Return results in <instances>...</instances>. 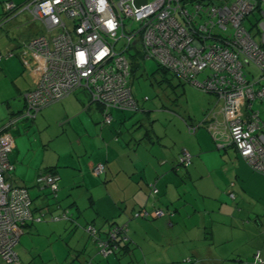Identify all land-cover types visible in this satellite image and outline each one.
I'll use <instances>...</instances> for the list:
<instances>
[{
  "label": "crops",
  "instance_id": "1",
  "mask_svg": "<svg viewBox=\"0 0 264 264\" xmlns=\"http://www.w3.org/2000/svg\"><path fill=\"white\" fill-rule=\"evenodd\" d=\"M2 2L18 5L15 0ZM4 3L0 19L8 16ZM36 23L31 20L30 24ZM41 33L42 27L37 35ZM25 42L17 46L22 73L30 76L29 85L18 86L23 95L39 80L34 57L20 51ZM14 79L20 80L19 75ZM80 90L83 93L77 90L54 103V110H62L61 128L67 126L75 133L68 138L70 149H53L51 132L40 139L30 135L33 127L29 126L15 139L10 180L29 189L32 204L38 201L31 207L34 220L23 228L20 239L33 223L51 216L53 221L63 220L62 227L67 223L70 227L60 235L71 245L67 264H130L128 257L138 263V250L145 264H252L258 252L264 259V174L253 169L224 133L223 100L203 91L210 101L190 114L148 105L133 92L139 109H112L113 121L105 124L102 106ZM215 122L218 130L210 129ZM41 142L46 147L36 148L34 144ZM184 150L192 155L189 166L179 163ZM99 164L106 166L102 174L94 171ZM49 171L60 178L55 194L36 183L38 175ZM152 184L157 194H152ZM141 208L162 209L166 215L136 217ZM87 224L101 238L114 225L124 227L120 252L102 257L84 229ZM56 258L57 253L51 257L53 263L62 264ZM188 258L191 262L184 261Z\"/></svg>",
  "mask_w": 264,
  "mask_h": 264
},
{
  "label": "built area",
  "instance_id": "2",
  "mask_svg": "<svg viewBox=\"0 0 264 264\" xmlns=\"http://www.w3.org/2000/svg\"><path fill=\"white\" fill-rule=\"evenodd\" d=\"M218 1L213 0L207 8L209 19L205 22L196 20L201 16L200 5L194 16L182 0H148L140 7L135 5L136 0L3 4L6 13L28 12L32 21L40 23L43 33L26 41L20 50L25 57H34L38 84L24 93L22 114L0 130V264H24L16 246L25 224L34 220L29 189L10 180L14 169L10 156L15 147L10 130L21 120L35 119L43 108L79 89L102 106L105 124L113 121L112 109L138 110L131 86L132 54L140 52L144 59L156 60L185 83L223 100L224 133L253 169L264 174V119L261 111L254 109L255 102L264 104V0ZM254 13L257 21L248 28L245 23ZM6 19H0V28ZM3 57L0 54V62ZM251 64L259 67V79L250 76L247 66ZM209 126L219 128L216 122ZM179 163L189 166L191 153L184 150ZM94 171L104 173L105 164L97 165ZM59 180L54 173L46 172L38 175L36 183L55 194ZM151 192L158 193L156 185L152 184ZM165 215L162 209L141 208L135 213L141 218ZM63 217L67 219V213ZM86 230L97 241L102 257L119 251L124 227L115 225L106 239H101L92 225ZM252 264H264L259 252Z\"/></svg>",
  "mask_w": 264,
  "mask_h": 264
},
{
  "label": "rangeland",
  "instance_id": "3",
  "mask_svg": "<svg viewBox=\"0 0 264 264\" xmlns=\"http://www.w3.org/2000/svg\"><path fill=\"white\" fill-rule=\"evenodd\" d=\"M7 1V0H1ZM19 6L24 5L29 0H15ZM153 2L155 0H149ZM218 0H215V3H218ZM4 3V2H2ZM0 3V5H2ZM1 10V7H0ZM256 13L252 14L246 21L245 25L250 28L253 21H257ZM10 20V21H9ZM7 21L5 26L0 29V54H3V60L0 62L1 76H0V126L16 117H19L25 107V100L23 98L22 90L29 85L30 76L29 74L22 73L24 70L23 64L19 57V49L17 48L19 43L23 41L33 39L41 30V25L39 22L36 23V26H32L31 16L28 12H23L22 14H13L11 18ZM257 27L253 29L255 33ZM260 36L257 35L259 40ZM13 51L14 54L6 58L8 53ZM141 67L135 72L133 77H131V85L135 96H137L141 102L147 103L148 105H155L157 107H167L168 109H174L179 113H193V111L198 112L202 109V105L205 102L210 101L211 96L207 93H204L197 87L181 82L177 77H174L171 74L168 76L163 75L158 72V63L154 59H141ZM249 70L254 72L256 79H259L260 69L258 66L251 64L247 66ZM19 75L20 80L16 81L14 79L15 75ZM205 73L201 74L198 78L203 80ZM253 79V78H252ZM264 85V81L262 83ZM77 93H83L82 90H78ZM144 98H148L144 101ZM60 103V102H58ZM56 103V104H58ZM52 104L43 108L38 116L35 119L23 120L12 128L15 139L20 134L26 132L27 127H33L30 135L39 136L40 139H43L45 132H51V137H54L53 149L56 147H62L64 150L70 149V143L68 138H71V135L75 133L69 130L67 126L61 128V123L64 122L62 116V110H54L57 105ZM255 110H260L262 117L264 119V104L258 105L255 102ZM49 130L47 131V127ZM71 134V135H70ZM56 135H58L56 137ZM33 137V141L35 140ZM36 148L41 146L45 148L46 145L43 143H35ZM58 150H61L57 148ZM56 151V150H55ZM12 172V171H11ZM47 190H50L47 188ZM50 200H55L50 198ZM38 205V201H33L31 205L34 208ZM50 217H45L42 222L33 223L30 226L29 232H26L20 239V242L17 244L16 250L19 253L21 261L24 264H55L51 257L58 254V258L61 259L62 264L65 263V258L68 253H70V243L64 241V231L65 233L69 231V225L62 227L64 221H53ZM141 220V219H140ZM149 222H154V220L149 219ZM122 225V224H121ZM82 229V228H80ZM128 233L130 227H127ZM148 229V227L146 228ZM68 230V231H67ZM83 230V229H82ZM150 231L154 229L150 228ZM69 239V237H68ZM140 251H137V258L140 260L136 263L131 257H128L130 264H145L144 258Z\"/></svg>",
  "mask_w": 264,
  "mask_h": 264
},
{
  "label": "trees",
  "instance_id": "4",
  "mask_svg": "<svg viewBox=\"0 0 264 264\" xmlns=\"http://www.w3.org/2000/svg\"><path fill=\"white\" fill-rule=\"evenodd\" d=\"M182 2L184 3V7H185V9L191 14V15H194L195 16V14L197 13V5H200L201 6V10H199V15H201L202 16V18H201V16L199 17V16H197L196 17V20H198V21H200V22H205V21H207L208 19H209V12H208V10H207V8L211 5V3L213 2V0H182ZM17 5V4H16ZM17 6H19V5H17ZM8 16H6V21L13 15V14H16V12H8V13H6ZM5 21V22H6ZM5 24V23H4ZM4 26V25H3ZM2 26V27H3ZM1 27V28H2ZM0 28V29H1ZM141 59H144V57L140 54V52H138L137 54H132V77H133V75L135 74V72L142 66L141 65ZM158 72L159 71H161V72H159V73H162L163 75H167L168 76V74H171V75H173L174 77H177L172 71H170V70H167L166 68H164V67H162V66H160L159 65V63H158ZM178 78V77H177ZM179 79V78H178ZM180 80V79H179ZM181 82H183V83H185L184 81H182V80H180ZM188 84V83H187ZM9 122V121H8ZM19 122H21V121H19ZM18 122V123H19ZM7 123V122H6ZM5 123V124H6ZM50 172V171H49ZM50 173H53L52 171L50 172ZM30 222V221H29ZM29 222L28 223H26L25 224V227L29 224ZM89 226V224H87L86 226H84V229L86 230V227H88ZM115 226V225H114ZM113 226V227H114ZM117 226H119V225H117ZM112 227V228H113ZM111 228V229H112ZM87 231V230H86ZM99 232V231H98ZM109 232V231H108ZM108 232H105L104 234H105V237L104 238H101V239H106L107 238V235H108ZM88 233V232H87ZM89 234V233H88ZM90 235V234H89ZM91 236V235H90ZM120 237H119V244H120V249H121V247H122V239H125V238H123V236H124V234L122 235H119ZM92 237V236H91ZM93 238V237H92ZM93 240H94V242L96 243V245H97V247H98V250H99V246H98V243H97V241L93 238ZM125 241H128V240H125ZM120 249H119V251H117V252H115L114 254H117L118 252H120ZM113 254V255H114ZM20 257V256H19ZM21 259V258H20Z\"/></svg>",
  "mask_w": 264,
  "mask_h": 264
},
{
  "label": "water",
  "instance_id": "5",
  "mask_svg": "<svg viewBox=\"0 0 264 264\" xmlns=\"http://www.w3.org/2000/svg\"><path fill=\"white\" fill-rule=\"evenodd\" d=\"M147 2H148V0H136L135 5H136L137 7H140V6H142V5H146Z\"/></svg>",
  "mask_w": 264,
  "mask_h": 264
},
{
  "label": "snow or ice",
  "instance_id": "6",
  "mask_svg": "<svg viewBox=\"0 0 264 264\" xmlns=\"http://www.w3.org/2000/svg\"><path fill=\"white\" fill-rule=\"evenodd\" d=\"M81 55H83V54H81Z\"/></svg>",
  "mask_w": 264,
  "mask_h": 264
}]
</instances>
